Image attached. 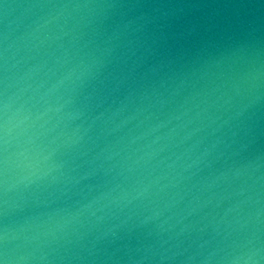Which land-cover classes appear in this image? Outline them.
<instances>
[{
    "label": "water",
    "instance_id": "1",
    "mask_svg": "<svg viewBox=\"0 0 264 264\" xmlns=\"http://www.w3.org/2000/svg\"><path fill=\"white\" fill-rule=\"evenodd\" d=\"M5 250L264 264V0H0Z\"/></svg>",
    "mask_w": 264,
    "mask_h": 264
},
{
    "label": "clouds",
    "instance_id": "2",
    "mask_svg": "<svg viewBox=\"0 0 264 264\" xmlns=\"http://www.w3.org/2000/svg\"><path fill=\"white\" fill-rule=\"evenodd\" d=\"M153 71H155V69H152ZM7 107V105L5 106ZM5 165H7V159L5 158L4 161ZM4 256H5V264H10V257L8 256L7 251L5 250L4 252ZM258 255V252H253L251 254H249L246 258L245 257H237L235 264H239L240 261H243L244 264H255V257Z\"/></svg>",
    "mask_w": 264,
    "mask_h": 264
},
{
    "label": "snow or ice",
    "instance_id": "3",
    "mask_svg": "<svg viewBox=\"0 0 264 264\" xmlns=\"http://www.w3.org/2000/svg\"><path fill=\"white\" fill-rule=\"evenodd\" d=\"M0 264H5V256L2 251H0Z\"/></svg>",
    "mask_w": 264,
    "mask_h": 264
}]
</instances>
